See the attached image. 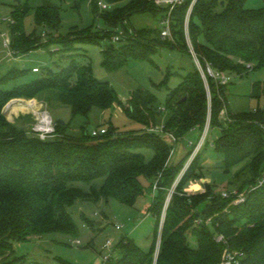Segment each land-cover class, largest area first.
Here are the masks:
<instances>
[{"label":"trees","instance_id":"1","mask_svg":"<svg viewBox=\"0 0 264 264\" xmlns=\"http://www.w3.org/2000/svg\"><path fill=\"white\" fill-rule=\"evenodd\" d=\"M10 1V46L16 56L51 43L62 54L75 47L80 49L81 44H99L110 39L111 29L122 26L128 35L120 41L122 45L109 44L102 52V65L109 72L130 60L149 61L161 47L186 52L194 61L185 33L188 18L189 38L205 73L208 64L214 71L241 76L249 71L247 65L252 69L264 67V8H246V0H183L172 12L173 40L163 38L161 28L129 32L126 27L135 14L165 13L166 9L158 8L153 0H131L125 5H120L124 0H106L110 5L106 12L98 11V0H91L93 11L111 28V34L103 38L93 32V26L82 30L73 27L69 36L55 39L52 33L61 26L60 7L48 2L39 6L36 13L37 25L44 26L42 32L46 31L50 38L45 43L41 34L28 35L25 30L31 0ZM76 55L81 54H74L72 66L61 74L42 76L12 88L8 85L23 77L26 70L12 67L6 73L0 72V264H16L25 259H10L14 242L54 233L77 236L79 227L68 211L77 200L98 202L101 198H114L134 206L144 191L143 177L158 180V194L151 207L156 220L155 240L145 252L134 239L122 237L115 248L120 257H112L106 264H219L224 245L215 242L217 233L225 236L231 249L245 252L243 264H264V188L252 191L244 203L237 205H230L231 200L222 198L209 183H205L204 192L191 194L184 189L189 182L203 178V148L174 188L194 147L174 165L171 161L176 150L168 162L173 144L166 135L151 129L119 134L110 127L106 134L93 136L82 127V135L74 136L68 132L70 122H65L56 124L53 137L41 140L31 128L7 120L3 110L11 100L17 99L6 108L9 115L41 106L37 101L18 98L33 99L49 93L61 105L70 107L73 118H88L93 108L108 109L118 104L142 126L157 124L163 112L158 111L153 93L137 88L124 104L109 82L94 77L90 66L75 63ZM206 79L209 93L203 74L194 63L193 72L167 96L164 111L170 115L163 130L174 134L177 140L197 129L202 134L210 114V128L222 127L213 147L222 155L225 173L232 174L226 187L247 190L255 186L264 171V132L260 127L264 124V109L232 113L224 99L229 84L220 85L207 73ZM253 89L254 97L264 94V84L256 83ZM224 107L234 116L231 122L219 119ZM143 147L155 151L149 162L137 152ZM99 179H103L99 190L92 188L88 192L76 184ZM191 238L196 239V248L191 246Z\"/></svg>","mask_w":264,"mask_h":264},{"label":"rangeland","instance_id":"2","mask_svg":"<svg viewBox=\"0 0 264 264\" xmlns=\"http://www.w3.org/2000/svg\"><path fill=\"white\" fill-rule=\"evenodd\" d=\"M99 1L109 4L106 0ZM130 1L124 0L120 5H125ZM1 2L0 72L6 73L12 67L26 70L25 75L12 81L8 88L31 82L42 76L61 74L65 68L72 66L73 62H71V59L74 58V54H81L80 56L76 55L75 63L77 65L90 66L94 77L99 81L109 82L124 104L128 102L133 91L140 88L156 96L157 105L159 106L158 111L161 110L163 112L162 115L158 116L157 124L154 127H145L131 120L118 104H114L108 109L93 108L88 118L82 115L73 118L70 107L61 105L54 98V95L48 93L46 96L49 99H46V96L33 99L18 98L39 102L41 106L35 107L33 111L19 110L9 115L6 108L9 103L17 99L11 100L4 107L3 111L7 120L11 123H18L23 127L31 128L30 126L37 119L36 113L45 112L46 110L49 111L54 121L61 118L65 122H70L68 132L74 136L82 135V127H85L90 134L94 130L100 131L102 128L110 129V127L116 128L119 134L131 131L137 132L140 129L147 131L148 129L161 127L170 115L164 111L169 92L178 87L188 73L193 72L194 63L197 65L194 62L195 59L193 61L188 53L178 49L173 50L161 47L149 61L130 60L128 64L116 71H107L102 65V52L109 44H114L116 47L122 45V42L113 41V38L115 35L121 34L124 28L121 26L111 29L107 26L104 20L93 11L91 0H64L62 2L57 0H31L29 12L24 21L26 33L28 35L34 32L41 34L43 38L41 40L44 43L50 40L47 37L48 33L46 31L42 32L45 27L38 26L36 23L37 8L49 2L60 7L61 26L56 32L52 33L55 39H58L59 35L69 36L68 33L73 27L82 30L90 26H93L94 33L99 34L103 38L108 33L111 34L108 31L111 29L113 33L110 39L102 40L99 44H81L79 45L80 49L75 47L63 54L58 50L56 44L51 43L46 48L42 47L33 52L16 56L11 46L9 48L5 46L7 40L9 44L12 43L9 29L12 20L13 2L10 0H1ZM245 6L249 9H261L264 8V0H246ZM97 9L100 12L109 10ZM221 10L222 6L218 8V11ZM163 16V12L157 15L138 13L130 18L126 27L129 28V32L131 31L130 29H159L161 28ZM125 36L128 35L122 33V38ZM188 45L190 50H192L190 38L188 39ZM35 67L40 69L39 73L32 71ZM199 70L201 71L200 68ZM228 74L231 76V81L226 88L224 99L232 113H245L256 109H264V94L259 97L252 95L254 84H264L263 66L252 70L249 69L247 74L242 76L230 72ZM206 86L209 93L208 82H206ZM226 114L228 116L226 119L229 118V120L220 119L223 123L231 122V118L234 117L229 112ZM221 128H210L202 152L204 175L210 180L212 179V185H214L218 194L223 190L232 189L230 186L229 188L226 187L232 174L225 173L222 155L217 153L214 147L210 145L211 141H215L220 137ZM200 136V130L197 129L194 133H188L184 138H179L176 152L171 162L177 165L192 150L190 143L196 144ZM137 152L142 153L147 162L151 161L155 156V151L152 148L143 147ZM141 181L144 191L134 206H128L114 198H101L98 202L77 200L68 209L74 222L79 227L77 236L54 233L41 237H31L27 242H14V255L10 259L25 257L24 260L19 259L16 261V264H105L104 256H108L112 251L113 258L120 257V251L115 248L122 237L134 239L143 251L148 252L155 240L156 220L151 214V207L154 197L158 194L154 191V186L158 180H149L143 177ZM193 182L196 184H193ZM102 183L103 179L95 182H78L76 184L79 188L89 192L92 188L99 190ZM197 184L199 185L200 181L189 182L184 189L191 194L204 192L205 187L203 186H201L204 189L203 191H200L201 189H192ZM99 222L102 224L98 225ZM118 225H123V229L118 230L116 228ZM108 240L112 241L111 250L104 247ZM76 241H80L81 244H76ZM158 243H160V238ZM190 244L193 248L198 246L195 238L190 239Z\"/></svg>","mask_w":264,"mask_h":264},{"label":"built area","instance_id":"3","mask_svg":"<svg viewBox=\"0 0 264 264\" xmlns=\"http://www.w3.org/2000/svg\"><path fill=\"white\" fill-rule=\"evenodd\" d=\"M153 1H154V4L158 8L166 9L164 16L161 19V35H162V37L165 39L173 40V35H172V31H171L172 12H173L175 6L181 4L183 2V0H153ZM98 6L102 10H107L110 7L109 4L104 3L102 1L98 2ZM191 10H192V6L190 8L188 17L191 13ZM188 23H189V19L187 18L186 22H185V33L187 36V42L189 39ZM122 33H123V31L121 32V34L115 35L113 38V41H122V39H123ZM5 46H6V48H9L10 44H9L8 40L5 42ZM190 51H191V53L195 59V62L198 65V67L201 69L203 77H204L206 82H207V79H206V73H207L210 77H212L220 85H228L230 83L231 76L228 73L214 71L209 64L206 66V73H205L203 71V69L201 68V65H200L199 60L196 56V53L193 50V47H192V50H190ZM247 67L250 70L252 69L251 65H247ZM39 71H40V69L38 67L33 68L34 73H39ZM226 113H228V110L226 107H224L219 114V119L225 120L226 117H228ZM226 120H229V118H227ZM55 126H56L55 121L53 120L52 116L49 114V111L46 110L45 112H41V111L39 112V114L37 115V119L35 120V123L31 127V130L41 140H47V139H50L51 137L54 136ZM260 127H261L262 131L264 132V124H260ZM163 128H164V125H162L161 127H157L155 129H151V131L156 132L160 135L168 136L169 140L172 142L173 149L171 150V154H170V157L168 160V162H169L171 157L173 156L175 150H176V145L178 143V140L174 136V134L165 133ZM209 130H210V114H209L205 129L202 132L198 142L196 144H193L192 142L190 143V146H192V148L193 147L194 148L192 150L191 156L187 160L182 172L180 173L178 179L176 180V182L174 184V188L176 187L180 178L183 176L185 171L188 169V167L190 166V164L192 163V161L194 160V158L196 157L198 152L204 147V145L206 143L205 141H207ZM107 132H108V128H102L100 131L94 130L91 134L93 136H99L102 134H106ZM210 145L213 146L212 141L210 142ZM260 188H264V171L261 174V176L258 178L255 186H253L247 190H244V191H240L237 188L223 190L220 194H221L222 198L231 200L230 205H237V204L244 203L246 201L249 193H251L252 191H254L256 189H260ZM156 189H157V183L154 186V191ZM172 193H173V189H172L170 194L172 195ZM167 204L168 203H166V207H167ZM163 217H164V215H163ZM206 224H209V221H207ZM116 228L118 230L123 229V225L122 226L118 225V226H116ZM214 240L216 243L224 245L223 246L224 253H223L222 259H221L219 264H243V261L246 257V254L244 251L231 249L228 246L227 239L225 238V236L223 234L217 233L214 236ZM75 243L79 244V245L81 244L80 241H76ZM104 247L107 248L108 250H111L112 241L108 240L106 242V244L104 245ZM112 253H113V251L108 256H104L103 260H104L105 264L110 258H112V255H113Z\"/></svg>","mask_w":264,"mask_h":264},{"label":"crops","instance_id":"4","mask_svg":"<svg viewBox=\"0 0 264 264\" xmlns=\"http://www.w3.org/2000/svg\"><path fill=\"white\" fill-rule=\"evenodd\" d=\"M59 120H61V118H58ZM57 119V120H58ZM56 121V120H55ZM195 131H197V130H193L192 132L194 133ZM192 132H190V133H192ZM213 142V141H212ZM204 165V158L202 159V166ZM198 181H200V184L198 185H195V187L194 188H192V189H194V190H197V189H201L200 191H203L204 189L201 187V186H203L204 187V185H205V183H209V184H212V179L210 180L208 177H206L204 174H203V178L202 179H200V180H198ZM193 184H196L195 182H193ZM187 192V191H186Z\"/></svg>","mask_w":264,"mask_h":264},{"label":"water","instance_id":"5","mask_svg":"<svg viewBox=\"0 0 264 264\" xmlns=\"http://www.w3.org/2000/svg\"><path fill=\"white\" fill-rule=\"evenodd\" d=\"M183 101H185V100L183 99L181 102H183ZM181 102H180V103H181ZM9 104H10V103H9ZM55 123H56V124H65V121H63V120H56ZM30 127H32V125H31ZM170 199H171V194L168 196L166 203H169ZM101 224H102L101 222L98 223V225H101ZM159 238H160V237H159ZM158 246H159V243H158ZM158 249H159V247H158ZM158 249H157V250H158Z\"/></svg>","mask_w":264,"mask_h":264},{"label":"bare ground","instance_id":"6","mask_svg":"<svg viewBox=\"0 0 264 264\" xmlns=\"http://www.w3.org/2000/svg\"><path fill=\"white\" fill-rule=\"evenodd\" d=\"M37 115L39 114V113H36Z\"/></svg>","mask_w":264,"mask_h":264}]
</instances>
